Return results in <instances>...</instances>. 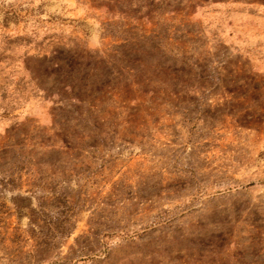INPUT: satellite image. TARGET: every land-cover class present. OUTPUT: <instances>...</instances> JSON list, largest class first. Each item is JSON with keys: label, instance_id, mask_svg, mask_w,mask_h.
<instances>
[{"label": "rangeland", "instance_id": "1", "mask_svg": "<svg viewBox=\"0 0 264 264\" xmlns=\"http://www.w3.org/2000/svg\"><path fill=\"white\" fill-rule=\"evenodd\" d=\"M20 36L0 264H264V0H0Z\"/></svg>", "mask_w": 264, "mask_h": 264}, {"label": "trees", "instance_id": "2", "mask_svg": "<svg viewBox=\"0 0 264 264\" xmlns=\"http://www.w3.org/2000/svg\"><path fill=\"white\" fill-rule=\"evenodd\" d=\"M20 45H22V47H24V48H27L24 51V54L26 56L28 49L32 48L33 50H39V49L41 50L43 47L42 46L43 42H37L33 39L25 38V37H21V36L15 37L13 39H8L7 41H3V44H0V66L2 65V63H4V65L2 66L3 70L12 65V62L10 60L14 56L13 55L14 49ZM4 89H5V87L4 88L1 87V90H2L1 97L2 98H5V90ZM16 206H17V204H16ZM31 223L35 224L36 222L34 220H32ZM31 231L33 233L32 235H34L33 237H34L37 244L46 245V247H50L49 242L46 238H49V239L54 238L53 235H55V234L52 235V234L42 232L41 230H39L38 235L35 236L36 231H34L33 228H31ZM57 233H58V235H63L64 233H66V231H64V229L60 230V231L57 230ZM48 235H51V236H48Z\"/></svg>", "mask_w": 264, "mask_h": 264}]
</instances>
